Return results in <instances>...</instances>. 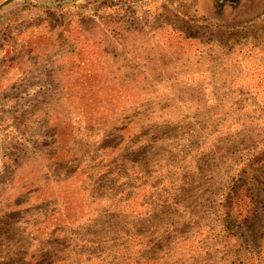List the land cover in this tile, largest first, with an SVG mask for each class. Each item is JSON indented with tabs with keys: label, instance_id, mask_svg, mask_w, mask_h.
Returning a JSON list of instances; mask_svg holds the SVG:
<instances>
[{
	"label": "rangeland",
	"instance_id": "rangeland-1",
	"mask_svg": "<svg viewBox=\"0 0 264 264\" xmlns=\"http://www.w3.org/2000/svg\"><path fill=\"white\" fill-rule=\"evenodd\" d=\"M4 1L0 0V4ZM222 1L15 0L0 9V63L5 59V64L0 65V94L18 85L26 62H33L31 51L23 47L28 39L33 41V37H42L54 29L60 33L70 26L75 30L73 34L58 43L71 45L70 50L81 43L78 30L90 29L88 35L92 32V41L101 39L98 27L119 32L125 38L127 54L117 55L118 71L111 73V77L117 84L131 82L132 97L143 100L141 112L147 113V117L137 116L129 127L140 126L142 131L131 137L133 146L118 148L116 152L119 138L96 136L95 112L101 110L96 94L101 93L95 91L94 83L84 84L89 89L83 91L70 85L69 75L53 74L56 81L63 78L65 95L47 101V108L52 107V125L64 145L79 153L76 156L73 152L67 153V157L57 153L58 158L73 159L71 165L77 173L65 185L61 184L63 175L56 173L59 182L56 196L66 194V198L76 201L79 210L82 199L89 198L88 203H92L100 195L113 192L114 202L122 200L118 206L126 203L131 215L139 216L144 236L150 237L152 231L168 225L177 237L189 241L183 246L204 256V260L197 255L188 257L187 264H211L213 254L223 257L226 264H253L259 257L264 261V250L260 252V248L264 249V141L255 147L245 137L234 133L226 136L220 125L213 126L205 118L212 109L208 103L212 86L225 83L222 70L226 67L234 75L243 68L241 62L245 58L251 61L258 58L259 43L264 42V0ZM124 21L133 25L127 35L119 31L125 28ZM38 42V46L46 48L54 44L46 39ZM90 49L93 53L94 48ZM117 53L121 54L120 49ZM170 56L174 57L170 59ZM98 60L99 57L94 58L90 68H99ZM35 74L19 90L0 98V118L6 114L9 118L34 95L51 89ZM76 76L79 77L77 73ZM242 78L233 84L235 90L237 85L246 84L249 76ZM58 86L60 89L59 83ZM260 92L261 88L257 93ZM115 99H108L111 105L107 107L112 110L121 105ZM104 112L107 114L110 110L104 109ZM33 118L32 112H18L17 122L30 128L26 132L8 120L0 122V183L14 163L18 147L39 156V145L53 141L46 133L44 121L38 119L33 125ZM120 121L131 122L129 118ZM123 154L127 159L118 165L117 171H125L134 188L127 186L124 179L117 177L113 185L109 179L105 158L110 160ZM35 165L41 173L42 165ZM96 166L100 168L99 174L93 169ZM239 178L241 182L234 186L235 192L230 196L229 188ZM83 184L87 185L86 190L81 189ZM86 191H95V194L81 195ZM225 197L227 201L223 200ZM102 212L115 223L123 216L118 209L105 206ZM120 222L115 230L123 242L129 236L136 239L135 230H128L133 228V221L128 227ZM83 225L60 219L59 214L45 218L35 213L18 222L16 229L20 243L33 252L62 239L78 242L86 236L85 230L91 228ZM126 244L127 249L116 253L121 261L116 258L111 264H134L135 242ZM82 245L88 249L92 243L86 241ZM156 253L158 256L159 251ZM177 259L176 256L175 264H184ZM83 260L77 264H85ZM157 264H173V258L166 254Z\"/></svg>",
	"mask_w": 264,
	"mask_h": 264
},
{
	"label": "trees",
	"instance_id": "trees-1",
	"mask_svg": "<svg viewBox=\"0 0 264 264\" xmlns=\"http://www.w3.org/2000/svg\"><path fill=\"white\" fill-rule=\"evenodd\" d=\"M218 1L219 3L223 2L222 0ZM123 25L125 28L119 31L122 35H127L130 33L129 29L133 25L125 21L122 27ZM98 28L100 30H97V32L102 40H90L93 37L92 32L88 35V32L91 31L90 29H88L89 31L78 30V38L81 40V43L75 45L74 48L72 46L71 50V45L63 46L58 44L63 38L68 40V37L73 34L75 30L71 26L67 27L65 31L61 30L60 33L54 29L51 33L43 34L44 36L42 37L34 38L32 36L33 41H30V39L26 40L23 47L31 51L30 53L34 57L32 59L33 62L31 64L26 62V69L22 72L18 85L11 87V89L8 87L4 90L5 92L3 91L0 94V98H4L8 94L16 92L28 79L34 76V73L38 74L51 89L34 95L26 106L17 107V110L13 111L9 118L7 114L3 119L0 118V122H7L8 120L18 130L29 131L30 128L22 127L17 122L18 112L29 111L34 114L33 125L42 119L46 125V133L53 139L52 142H43L39 145V156H35L33 151L30 152L18 147L17 152L15 151L14 163L12 162L4 181L0 183V264H77L81 258L86 260L85 264H96L98 262L111 264L116 258H118V261H121V258L116 253L127 249L128 245L126 243L130 244L133 242H135L134 264H157L158 260L165 257L166 254L173 258V264H175L176 256L178 263L183 262L184 264H187L186 260L188 259L186 258L195 255L204 260V256H200L193 250L183 246V244L189 241L181 240L180 237H177L175 230H170V226L168 225L152 231V236L150 237L144 236L141 232L142 226L139 216H132V211L126 203L118 206L122 200L118 199L114 202L113 192L100 195L98 198L93 199L92 203H88L89 198L82 199L83 204L79 203L81 204L79 210L76 208V201L72 202L69 198H66V194H64V197L62 195L60 197L56 196V192L59 194L56 183L59 185L57 176L60 173L64 177L61 181L62 185L76 178L77 171L71 165L73 159H64V156L67 157L66 154L71 152L75 156L79 153L72 150L73 147L64 145L65 143L61 136H59L57 128L52 125V107L47 108V101H53L65 95L63 86L61 85L63 78L56 81V77H53V74L61 75L64 73L66 76L69 75L70 85L77 86L83 91L89 89L84 84L94 83L95 91L101 93L96 94L97 104H99V109H101L100 113L95 112L98 116L96 120L97 124H95L98 129L96 136L119 138L120 142L117 145L116 152L118 148L133 146L131 137L136 136V134L140 135L142 129L140 126L131 129L129 127L137 116L147 117V113L142 114L141 112V108L144 107L143 100L138 97H132L134 95H132L133 90L130 92L133 88L131 82L130 84L127 82L117 84V82H113V78L111 77V73L118 71L116 70L117 60H115L117 59V55L127 54L128 50L125 51V38L120 36L119 32L114 33L111 29ZM42 39L49 40V42H53L54 44L50 43L46 45L48 48L45 46L40 47L37 43ZM262 44L264 42L259 43L258 58H252V61L250 58H245L241 62L243 68H241L240 72L237 71L234 75H231L226 67L222 70L226 76L225 83L220 86H212L211 95H208V103L212 105V109L208 112V116L205 117L211 125L214 126L215 123L220 125L226 132V136L234 133L239 137H245L255 143V147L259 146L258 142L264 141L261 139V135L263 134L262 129H264V48ZM90 47L94 48L93 53ZM118 49H120L121 54L117 53ZM73 52H76V54L73 55ZM98 57L99 60L98 62L96 61V66H99V68H90L89 65L92 60ZM173 57L170 56V59ZM1 64H5V59ZM76 73L79 75L78 78ZM247 75L249 78L246 84L237 85V90H235L233 84L239 80L242 81V77H246ZM67 80L68 78L66 79V83L68 84ZM58 83L60 84V89ZM260 88L261 92L257 93ZM104 90H108V92ZM112 97L116 98L115 102L117 104L128 106L118 105L115 110H112L109 108L111 102L108 100ZM121 107H129V109ZM133 108L135 109L132 110ZM104 109L110 110V112L105 114ZM127 118L130 119V123H121L120 120ZM196 119L200 118L197 116ZM111 149H114V147L111 146ZM57 153L60 156L61 154L64 156L58 158ZM99 157L102 158L104 156L101 155ZM106 157H109V155H106ZM126 159V154L114 156L110 160L105 158L109 165V175H111L109 179L112 185L117 177L124 179L127 186L134 188L130 176L125 171H117L119 169L118 165L122 161L124 163ZM38 163L42 165V169H40L41 173H38L36 171L37 168H35V164ZM248 163L252 168L250 160ZM32 164H34V168L31 167ZM246 166L248 167V164ZM93 169L96 174L100 173V168L97 166ZM239 182H241V178L234 181L233 186L229 188L231 192H228V194L230 196L235 192L234 186ZM86 186V184H83L81 189L86 190ZM110 190L112 189H108L107 191ZM91 192L93 191H86L81 193V195H89ZM94 194L95 191L93 192V196ZM223 200L227 201L228 198L225 197ZM104 206L107 209H118L119 214L123 215L119 219L124 222L125 227H128L133 221V228H128V230H135L138 234L136 239L129 236L127 241L123 242L121 236H118L119 233L115 230L118 224L121 223L120 220H117L115 223L114 220L104 217L102 214ZM142 208L145 209L144 207ZM74 209L76 212H73ZM35 213L45 218H51V216L59 214L60 219L63 218L65 221L66 219H70L73 224L80 226L87 224L91 228H85L87 229L85 230L86 236L77 240L78 242L69 238L62 239L61 241L53 242L49 246L29 252L18 239L16 225L24 217ZM127 217H130L131 220L126 219ZM81 230L84 229L82 228ZM126 235H129V233H126ZM86 241L92 243L88 249L82 245ZM73 243H76V245H73ZM62 246L65 247L61 248ZM186 249L188 251L183 254V251ZM201 249L202 247H199V250ZM263 250V248H260V252H263ZM157 251H159L158 256ZM31 254L36 255L31 256ZM252 263L264 264V261L259 257L257 262L254 261ZM211 264L226 263L223 262V257H217L213 254Z\"/></svg>",
	"mask_w": 264,
	"mask_h": 264
},
{
	"label": "water",
	"instance_id": "water-1",
	"mask_svg": "<svg viewBox=\"0 0 264 264\" xmlns=\"http://www.w3.org/2000/svg\"><path fill=\"white\" fill-rule=\"evenodd\" d=\"M13 1H15V0H5L4 2H2V3L0 4V9L3 8L4 6L10 4V3L13 2Z\"/></svg>",
	"mask_w": 264,
	"mask_h": 264
}]
</instances>
